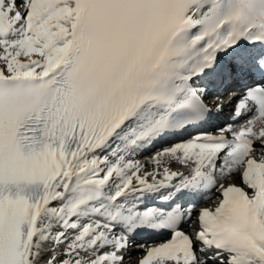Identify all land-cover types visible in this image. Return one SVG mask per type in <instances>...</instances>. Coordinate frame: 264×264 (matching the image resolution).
<instances>
[{
    "label": "snow or ice",
    "instance_id": "1",
    "mask_svg": "<svg viewBox=\"0 0 264 264\" xmlns=\"http://www.w3.org/2000/svg\"><path fill=\"white\" fill-rule=\"evenodd\" d=\"M0 264H264V0H0Z\"/></svg>",
    "mask_w": 264,
    "mask_h": 264
},
{
    "label": "bare ground",
    "instance_id": "2",
    "mask_svg": "<svg viewBox=\"0 0 264 264\" xmlns=\"http://www.w3.org/2000/svg\"><path fill=\"white\" fill-rule=\"evenodd\" d=\"M209 103L211 104V101H209ZM212 106L215 107L214 104H212ZM227 106H229V105H226V104H225V108H224L223 112L219 115V117L225 116V114H226L225 112L228 111V110H231V109H229V107H227ZM138 159L140 160L141 163H145V161H146V157H145V156H140V157H138ZM151 167H152V165L149 164V165H148V169L151 170ZM177 167H178V166H177ZM210 195H213V194H210ZM209 204H214V206H215L214 195H213V201L209 202ZM213 208H214V207H213ZM151 240H152V238L149 239V241H151ZM134 255H135V254H134Z\"/></svg>",
    "mask_w": 264,
    "mask_h": 264
}]
</instances>
